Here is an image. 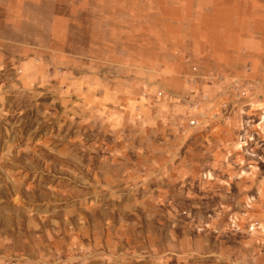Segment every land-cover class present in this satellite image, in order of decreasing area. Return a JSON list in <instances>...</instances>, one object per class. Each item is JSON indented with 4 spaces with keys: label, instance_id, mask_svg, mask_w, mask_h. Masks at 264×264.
<instances>
[{
    "label": "rangeland",
    "instance_id": "rangeland-1",
    "mask_svg": "<svg viewBox=\"0 0 264 264\" xmlns=\"http://www.w3.org/2000/svg\"><path fill=\"white\" fill-rule=\"evenodd\" d=\"M0 264H264V0H0Z\"/></svg>",
    "mask_w": 264,
    "mask_h": 264
},
{
    "label": "built area",
    "instance_id": "built-area-1",
    "mask_svg": "<svg viewBox=\"0 0 264 264\" xmlns=\"http://www.w3.org/2000/svg\"><path fill=\"white\" fill-rule=\"evenodd\" d=\"M201 125V117L195 115L190 119V126L192 128H198Z\"/></svg>",
    "mask_w": 264,
    "mask_h": 264
}]
</instances>
